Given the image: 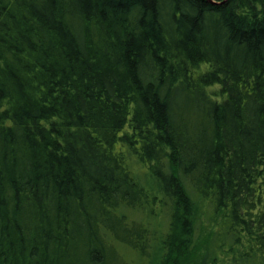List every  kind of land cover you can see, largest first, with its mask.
Returning a JSON list of instances; mask_svg holds the SVG:
<instances>
[{
  "label": "trees",
  "instance_id": "trees-1",
  "mask_svg": "<svg viewBox=\"0 0 264 264\" xmlns=\"http://www.w3.org/2000/svg\"><path fill=\"white\" fill-rule=\"evenodd\" d=\"M0 264H264V0H0Z\"/></svg>",
  "mask_w": 264,
  "mask_h": 264
}]
</instances>
